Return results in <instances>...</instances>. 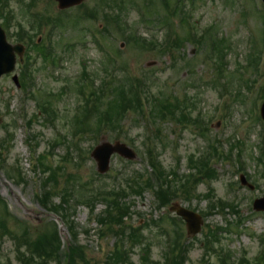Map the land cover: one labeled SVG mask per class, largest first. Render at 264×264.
I'll return each mask as SVG.
<instances>
[{
  "label": "rangeland",
  "instance_id": "374dc122",
  "mask_svg": "<svg viewBox=\"0 0 264 264\" xmlns=\"http://www.w3.org/2000/svg\"><path fill=\"white\" fill-rule=\"evenodd\" d=\"M168 1L171 5L177 0ZM183 1L186 13L183 16L189 14L195 28L207 37L205 46L200 49L194 45L195 39L182 42L188 33L186 22L180 13L168 19L162 0H155L152 6L144 5L143 0H85L81 6L65 11H60L54 0L37 1L38 14L58 19L52 37L57 64L33 54L36 99L26 98L13 83L12 75L0 81V200L4 201L10 215L5 216L4 204L0 203V264H20L16 260L18 249L14 240L22 239L26 234L24 227L14 218L38 227L23 241L31 245L52 239L56 224L63 244V248L55 250L60 264L69 263V259L74 258V251L83 245L81 249L85 257L75 264H113L107 259L122 241L108 227L99 232L102 219L98 218L103 216V204L106 198L112 196L110 192L117 194L121 190L128 192L127 202L132 206V214L128 212L126 220L130 230L124 233L122 243L129 255L127 264H164L166 239L161 230L165 229L175 237V242L180 239L179 264H183L182 260H186L185 264H217L221 249L234 257L229 264H239L242 257L249 260L247 264H264L263 257L256 259L261 250L264 251V213L253 211L254 200L264 197V180L258 175L264 173V168L259 166L258 149L263 127L256 122L251 111L256 102L254 110L259 114L263 102L259 103L254 92L248 91L254 77L252 71L245 69L253 41L261 44L264 21L255 14L252 0ZM255 1L258 6L262 4L260 0ZM30 2L24 0L21 4L18 0H9V7L17 15V21L26 28L30 22L26 7ZM258 10L262 11V8ZM88 13L89 18L97 13L100 16L93 20H78ZM106 14L119 17L117 28L115 24L105 23L103 16ZM168 22L180 37L177 49H173L171 55L169 52L172 49L160 52L168 37ZM7 30L12 34L16 28L13 26ZM49 31L50 27L44 29V36ZM202 31L208 32L204 34ZM7 37L9 43H17L16 39ZM216 49L219 56L227 59L228 72L219 73L212 69L208 55ZM150 64L153 66L149 67ZM84 65L88 73L96 74L97 85L104 77L108 78L109 72L116 73L120 80L130 76L142 84L148 95L165 99L171 108L186 107L194 117L201 116L205 129L199 130L187 123L181 125L168 118L149 124L133 114L125 118L121 127H108L100 130L99 135H87L80 140L78 147H73L70 120L81 103L73 89ZM16 74L19 75V70ZM126 84L129 85V82L126 81ZM229 89L233 91L231 96ZM97 94L100 99L106 97L101 91ZM46 98L54 110L51 121L38 114L37 104ZM225 103L227 109L224 108ZM103 109L104 106L99 105L96 111ZM180 111L179 108L175 112L176 117ZM103 138L111 143L126 144L137 153L138 159L125 161L114 156L109 172L100 175L91 153ZM151 138L158 146L156 151L160 157L154 166L161 167L162 164L167 171H176V177H169V182L188 179V175L196 172L194 164L210 148L217 147L229 158L215 161L211 171L197 178L187 193L181 192L178 198L173 196L162 205L156 203L151 191L141 190L139 195L129 193V178L133 179V174L135 177L145 174L148 163L146 152L153 148ZM66 146H71L70 155L67 162H61ZM36 148L37 155L46 158L44 170L54 174L40 169L39 160L33 154ZM242 162L245 163L241 165ZM240 166L256 181L253 180L255 184L247 181L254 190L240 184V177H245L238 172ZM51 175L54 180L49 182ZM140 184L146 185L142 181ZM170 184L173 194H177L176 187H184L182 183ZM37 195L38 201L44 202L47 208L39 204ZM89 199L103 203L91 209L84 204ZM231 201H235L236 205L228 206ZM173 203L203 217L204 225L198 235L188 237L185 223L169 210ZM58 208L64 209V212H56ZM67 211L71 214L69 229L58 216ZM4 220H9L8 228L12 230L9 234L7 229L1 228ZM154 220L161 222L162 227L153 223L144 226ZM240 220L243 224L238 228ZM139 226H144L142 234L146 241L138 239L134 242L130 234ZM71 227L75 235L78 234L72 243ZM120 229L115 228V231L123 232ZM210 230L221 231L219 242L214 245L218 250L216 253H208L205 248L206 235ZM101 233H104L103 237ZM142 241L144 245L140 244ZM68 244L70 246L66 248ZM176 248L177 245L175 252ZM21 252L27 253L28 250L22 247ZM57 263L56 259L49 260V264Z\"/></svg>",
  "mask_w": 264,
  "mask_h": 264
},
{
  "label": "trees",
  "instance_id": "16d2710c",
  "mask_svg": "<svg viewBox=\"0 0 264 264\" xmlns=\"http://www.w3.org/2000/svg\"><path fill=\"white\" fill-rule=\"evenodd\" d=\"M181 0H178V3H180ZM163 4L165 7H168V2H164L163 0ZM207 34V33H205ZM207 38V37H206ZM205 39V37H204ZM185 40H189L187 37H185ZM219 61L222 62L223 59V55H220L218 57ZM219 62V63H220ZM23 79V77H22ZM83 87V85H81V88ZM109 91L110 94L108 96V98L106 99V103L104 106L103 111L101 110L96 111L97 107H94V111L95 114L92 115L90 114L89 110L87 109L88 107V101H86L85 103V108H81V115H77L74 118V123L77 124V126H79L77 129H74V135H76L78 132L81 133H93V134H97L100 132V130H102V126H106V127H110L111 129L115 128V127H121L122 123L125 121L126 113L129 111L132 114H135L138 118L141 119H145V111H144V107L140 102V99L136 93V90L133 89L132 86L129 85H124L122 83H117V84H113L112 86L109 87ZM147 97V96H146ZM150 102L148 103V108L150 111V114L152 115L153 118H165V112L166 113H170V109L171 106L167 105V101L165 99L162 98H158L157 96L152 97L151 99H149ZM126 115V116H125ZM98 116V118H97ZM143 117V118H142ZM83 130V131H81ZM149 153V157L150 159H157V157H154L153 153V149H149L148 150ZM68 157V155H67ZM46 160H44V156L39 158V167L40 169H42V171L44 170V165H47L45 163ZM62 162H67V160H62ZM153 168L155 170H157V167L154 166V164H152ZM162 169H160L158 171L159 174L162 173ZM46 173H50V174H54L53 171H45ZM142 176V177H141ZM137 177V176H136ZM138 179H135L134 182L132 183V189L131 191L133 192L134 195L136 194H141V190H144L145 188H143L140 184V182H146L145 184H150L151 180L150 179H146L144 175H140L139 177H137ZM166 179V178H165ZM54 180L53 175L50 176L49 178V182ZM197 180L194 181H190L188 180L186 185L183 187V194L187 193V190H190V185H192L193 183H195ZM130 186V185H129ZM165 186L167 188L163 190V188L161 189V187H159V189L154 190V195L156 197V200H158V202L162 205L166 204L167 201L171 200V197L176 196L177 194H173L171 192V184H169L168 182L165 181ZM150 188H153L152 185H150ZM189 188V189H188ZM187 191V192H186ZM112 195V197L110 199L106 198V203H108V207H110V209L108 211L105 212V214L103 213V216L98 218V220H101V223H99L100 226L108 227V230H113L114 232H112L114 234V236L118 237L119 239H121V243L116 245V249L114 250V252L110 255V257H108L107 261H111L113 264H127L129 262V255L126 251V249L124 248V246L122 245L123 243V239H124V233H125V229H126V225L124 223V226H122L123 222H124V218L125 216H127L128 212H129V207L126 206L124 200L125 198L128 196L125 190H121V192L119 193H115L112 192L110 193ZM114 195L119 197V200L116 201L114 199ZM96 200L93 199H89V201H85L84 204H86V206H88L91 209H94L95 205L94 202ZM44 207H46V205L43 203H41ZM47 208V207H46ZM56 212H60L63 211L64 209L58 208L55 210ZM61 216L67 221V222H71L69 221V218L71 217V214H69V211L65 212V213H60ZM163 219V218H162ZM4 228H3V227ZM23 226V225H22ZM24 227V234L25 237H22V239H18V240H14L15 243L17 244V257L16 260L17 262H19L20 264H49V260L50 259H56L57 260V264L59 263V260L57 259V257L55 256V250L58 249L60 247V242L58 240L57 234L54 230L53 232V238L52 239H48L46 241L41 240V241H37L35 243H23L24 240H27V238H29V235H31V233H35V232H31L32 229L23 226ZM1 228L2 229H7L5 226V223L2 222L1 223ZM115 228H121L123 230V232L121 233L119 230L115 231ZM120 229V230H121ZM30 230V231H29ZM9 234V232H11L12 230H6ZM71 231L73 233V235L75 236V240L77 239L76 235L74 234V231L71 227ZM136 231V230H135ZM133 230H132V234H130V239L134 240H138L141 239L143 240L144 237L141 235H138L136 232H134L135 234H133ZM29 234V235H28ZM104 236V233L101 234V237ZM135 242V241H134ZM141 245H144L145 242H141ZM26 248L28 250L27 253H22L21 252V248ZM49 248V249H48ZM82 248V247H81ZM79 250H75L73 255L74 258L69 259V263L67 262L66 264H75L78 261H80L81 259H83V257H85L83 255V248ZM40 252H44V253H40ZM72 255V254H71ZM55 256V257H53Z\"/></svg>",
  "mask_w": 264,
  "mask_h": 264
},
{
  "label": "water",
  "instance_id": "95a60500",
  "mask_svg": "<svg viewBox=\"0 0 264 264\" xmlns=\"http://www.w3.org/2000/svg\"><path fill=\"white\" fill-rule=\"evenodd\" d=\"M60 3V8L65 9L71 6L78 5L82 0H57ZM264 1V0H263ZM17 51L20 55L22 51L18 47H11L6 43L5 34L0 28V77L2 74L10 73L15 67V56L14 52ZM16 80V79H15ZM262 116L264 118V108L262 111ZM118 153L125 158L134 159L135 155L131 150L126 148L124 145L116 144L114 146L103 143L95 149L92 156L98 162V168L100 173H106L109 169V161L113 154ZM178 208V207H177ZM173 208L172 211H176L179 216L186 219L188 223L189 234L195 235L200 230V225L202 223L201 219L184 209ZM256 211H264V198L258 200L255 203Z\"/></svg>",
  "mask_w": 264,
  "mask_h": 264
}]
</instances>
